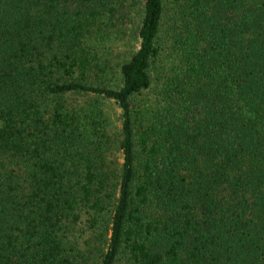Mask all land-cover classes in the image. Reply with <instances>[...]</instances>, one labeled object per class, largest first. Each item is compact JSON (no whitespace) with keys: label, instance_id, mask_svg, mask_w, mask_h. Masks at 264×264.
Masks as SVG:
<instances>
[{"label":"trees","instance_id":"trees-1","mask_svg":"<svg viewBox=\"0 0 264 264\" xmlns=\"http://www.w3.org/2000/svg\"><path fill=\"white\" fill-rule=\"evenodd\" d=\"M115 11L0 0V264H264V0H142L114 68Z\"/></svg>","mask_w":264,"mask_h":264},{"label":"rangeland","instance_id":"rangeland-1","mask_svg":"<svg viewBox=\"0 0 264 264\" xmlns=\"http://www.w3.org/2000/svg\"><path fill=\"white\" fill-rule=\"evenodd\" d=\"M118 1H122L125 9H123L124 12L118 8ZM109 2L111 6L117 8V11L113 13L112 17L110 16L111 21H105L99 26L98 32L91 39L90 47L91 54L94 58L100 62H106L108 66L115 68L121 61L126 60L137 48L135 31L141 17L142 0H109ZM165 8L167 9L166 4ZM123 13L124 15L127 14L126 18L125 16L122 17ZM167 13L169 14L168 10ZM162 73L163 70L158 69L155 74L160 75ZM110 76L113 78L116 76L114 70L108 79ZM106 81L108 82L109 80ZM156 86H159V82L153 81L150 89L142 92L139 97V100L140 98L143 99L139 101L140 105L150 104L148 102L157 96ZM98 103L105 118V131L107 135L111 140H117L120 126L118 108L113 102L107 99H99ZM107 159L108 161L112 159L116 162L120 161V155L114 150L113 146L108 151ZM75 225V228H83L82 222H78Z\"/></svg>","mask_w":264,"mask_h":264}]
</instances>
